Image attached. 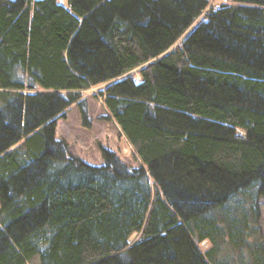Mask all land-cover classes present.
Masks as SVG:
<instances>
[{
    "label": "trees",
    "instance_id": "obj_1",
    "mask_svg": "<svg viewBox=\"0 0 264 264\" xmlns=\"http://www.w3.org/2000/svg\"><path fill=\"white\" fill-rule=\"evenodd\" d=\"M211 1L0 0V264H264V0ZM100 85L137 167L56 137Z\"/></svg>",
    "mask_w": 264,
    "mask_h": 264
},
{
    "label": "rangeland",
    "instance_id": "obj_2",
    "mask_svg": "<svg viewBox=\"0 0 264 264\" xmlns=\"http://www.w3.org/2000/svg\"><path fill=\"white\" fill-rule=\"evenodd\" d=\"M60 2H64V0H60ZM227 2L229 0H212L210 6L215 7ZM190 32L191 30L187 33ZM130 74H134L136 80L139 79L136 70ZM105 87L107 86L100 85L80 93L81 102L86 111V119H84L81 107L72 104L66 110L65 118L57 120L56 137L66 142L71 154L90 165H102V149H109L127 166L137 167L140 162L132 147L121 133L120 128L106 117L107 111L100 95ZM258 206L260 212L259 231L264 242V198L259 197ZM206 246V244H202L200 247L204 249ZM30 264H38V258H35Z\"/></svg>",
    "mask_w": 264,
    "mask_h": 264
}]
</instances>
